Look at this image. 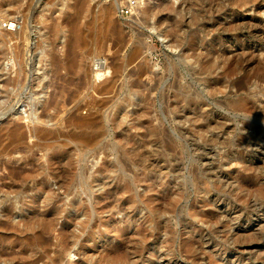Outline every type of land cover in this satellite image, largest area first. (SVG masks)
<instances>
[{
	"label": "rangeland",
	"instance_id": "1",
	"mask_svg": "<svg viewBox=\"0 0 264 264\" xmlns=\"http://www.w3.org/2000/svg\"><path fill=\"white\" fill-rule=\"evenodd\" d=\"M30 2L0 46V264H264V0H0L1 28Z\"/></svg>",
	"mask_w": 264,
	"mask_h": 264
},
{
	"label": "bare ground",
	"instance_id": "2",
	"mask_svg": "<svg viewBox=\"0 0 264 264\" xmlns=\"http://www.w3.org/2000/svg\"><path fill=\"white\" fill-rule=\"evenodd\" d=\"M37 2L40 1V0H36ZM18 4V3H17ZM17 4H12V5H9L11 6L10 8H14L16 9L17 8ZM32 9H33V6H32V3H27V5H25L21 10L18 11V14H19V20H21V25L18 24V19L17 20H13L15 21V24H11V22L7 25H10L13 27V31L14 33L12 32H8L9 30H3L0 26V46H7L8 44L10 45L11 49L13 50L14 52V57L16 59L20 58L21 56V46H22V43L23 42H27L31 36V29L30 27L28 26V24L30 23V19L32 21V16H31V12H32ZM47 19H45V22H48V20L46 21ZM8 21V20H7ZM52 24V23H51ZM10 33V34H9ZM181 36V35H180ZM176 37V36H175ZM173 38V37H172ZM172 42V41H171ZM31 44V43H30ZM32 45V44H31ZM1 54V53H0ZM4 54V53H2ZM134 54V53H133ZM3 56V55H1ZM60 62V61H59ZM99 65V64H98ZM56 66V65H55ZM232 66V65H231ZM228 68V67H227ZM231 68V67H230ZM138 74V73H136ZM140 74V73H139ZM132 75V74H131ZM141 76V75H140ZM255 76V75H254ZM148 78V77H147ZM150 78V77H149ZM149 80V79H148ZM257 82L258 83H264V78H258L257 79ZM174 88V87H173ZM239 88V87H238ZM184 94V93H183ZM185 96V95H184ZM185 98V97H184ZM193 98V97H192ZM51 102V101H50ZM58 105V103L55 101V102H51L50 104H48L47 107L49 108H56V106ZM177 107V106H176ZM203 108V107H202ZM59 109V108H58ZM43 111V110H42ZM64 111V110H63ZM31 113V112H30ZM186 113V112H185ZM70 115V114H69ZM95 118L97 119L96 117V114H91L89 116H86V117H81V116H78L76 115L75 113L71 114L68 119L66 120L67 123L69 125H72L76 128H82V127H92V124L94 123L95 121ZM197 118V117H196ZM196 121V120H195ZM146 123V122H145ZM94 126V125H93ZM204 130V129H203ZM23 131L21 130H17L16 129V133H15V138L16 139H22L24 136L22 134ZM44 132V135L48 136L49 133L46 132V131H43ZM39 134V133H38ZM35 138V137H34ZM219 143V142H218ZM237 163V162H236ZM235 165V164H234ZM259 170V169H258ZM207 171V170H206ZM21 171H19L20 173ZM249 173V171H248ZM263 174V173H261ZM18 175V174H17ZM250 175V174H249ZM253 177V176H252ZM19 178V177H17ZM254 178V177H253ZM229 181V180H228ZM226 184V183H225ZM230 184V183H229ZM236 186V185H235ZM242 186V185H241ZM74 188V187H73ZM251 188V187H250ZM29 189H26L25 191H27ZM44 190V189H43ZM42 195H44L45 197L48 195L46 193V190L42 191ZM31 200V199H30ZM33 202V201H32ZM27 204V205H26ZM32 203H21V206L25 207V206H30ZM219 207V206H218ZM215 209V208H214ZM3 213L5 214V216L8 217L9 215V212H8V209H4L3 210ZM223 215V214H222ZM225 216V215H224ZM210 217V216H209ZM201 218V217H200ZM226 218V217H225ZM9 225V224H8ZM7 227V226H6ZM223 227V226H222ZM221 228V227H220ZM3 229V228H2ZM217 229V228H216ZM219 229V227H218ZM217 229V231H218ZM224 229V228H223ZM239 231V230H238ZM238 231H235V232H238ZM146 237V236H145ZM137 239V238H136ZM194 239V238H192ZM45 240V239H44ZM197 240V239H196ZM136 241V240H135ZM201 241V240H200ZM204 242V241H203ZM202 242V243H203ZM136 243V242H135ZM135 245V244H134ZM200 246V243L197 242V241H189L187 244H186V247L185 249L187 251H193V248L194 246ZM121 250V249H120ZM132 250V249H131ZM26 255V254H25ZM109 255V254H108ZM199 255V254H198ZM200 261V260H199ZM195 262V260H194ZM199 263V262H198Z\"/></svg>",
	"mask_w": 264,
	"mask_h": 264
},
{
	"label": "built area",
	"instance_id": "3",
	"mask_svg": "<svg viewBox=\"0 0 264 264\" xmlns=\"http://www.w3.org/2000/svg\"><path fill=\"white\" fill-rule=\"evenodd\" d=\"M121 13H122V16H127L129 14V11L127 9H125V10L121 11ZM7 24H8V22L3 24L2 27L5 30H9V31L13 30V27L10 25H7Z\"/></svg>",
	"mask_w": 264,
	"mask_h": 264
}]
</instances>
